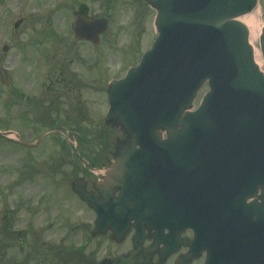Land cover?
<instances>
[{
	"label": "water",
	"instance_id": "obj_1",
	"mask_svg": "<svg viewBox=\"0 0 264 264\" xmlns=\"http://www.w3.org/2000/svg\"><path fill=\"white\" fill-rule=\"evenodd\" d=\"M145 1L156 10L158 36L139 65L109 85L105 122L124 137L94 185L102 199L83 179L72 182L96 214L91 235L111 231L120 242L135 229L134 250L111 264H152L141 254L144 230L163 243V256L189 247L175 264L202 250L205 264H264V70L236 19L257 0ZM107 26L78 17L75 41L97 44ZM260 50L264 66V27ZM186 229L194 233L188 242L179 238Z\"/></svg>",
	"mask_w": 264,
	"mask_h": 264
},
{
	"label": "rangeland",
	"instance_id": "obj_2",
	"mask_svg": "<svg viewBox=\"0 0 264 264\" xmlns=\"http://www.w3.org/2000/svg\"><path fill=\"white\" fill-rule=\"evenodd\" d=\"M257 7L263 25L264 0H258ZM77 13L108 19L109 28L97 45L87 40L72 42ZM154 16V8L144 0H0V122L8 119L6 100L14 98V86L29 91L43 82L50 88L36 93L42 94L44 113L55 111L61 94L60 115L66 111L77 115L78 121L74 133L20 128L18 139L35 143L26 148L0 139V264H22L35 250V241L43 244L39 247L43 254L59 248L60 254L83 253L94 264L112 258L124 246L108 235L90 237L95 216L71 191V180L81 176L79 171L75 176L72 164H81L77 155L87 160V155L112 150L114 139L121 137L115 127L103 123L106 89L111 79L123 77L151 47L157 36ZM19 17L22 22L14 29ZM251 44L262 67L258 39ZM3 45L8 46L7 52ZM23 105L22 101L14 104L13 110L21 112ZM194 261L203 264V257Z\"/></svg>",
	"mask_w": 264,
	"mask_h": 264
},
{
	"label": "flooded vegetation",
	"instance_id": "obj_3",
	"mask_svg": "<svg viewBox=\"0 0 264 264\" xmlns=\"http://www.w3.org/2000/svg\"><path fill=\"white\" fill-rule=\"evenodd\" d=\"M22 19L21 17H19ZM21 22V20H20ZM19 22V23H20ZM8 47L5 48V51L7 50ZM4 50V49H3ZM37 52V51H36ZM41 70V67H39ZM34 70L38 71V67H34ZM34 73H32V76H34ZM46 83H40L39 86L36 85L35 87H32V89L25 90L20 89V87L14 86L12 88V94L14 96L13 99H7V116L8 119H5V121L0 122V130L1 131H8L11 130L16 133H20L19 129L21 128V131L25 130H36L38 127H45L48 128V132L51 133L54 130H58L60 132L65 131L67 133H74L77 130V115L75 114H70L66 111H63V115L61 116V108L60 107V97L61 94H59V104L56 105L55 109V115H50L51 110H48L47 114L44 113L43 111V105L41 104V99L39 94L36 93V91L40 88L42 92L47 88L49 89V85H45ZM32 85V84H31ZM30 87V85H29ZM68 98H72V94L69 93L67 94ZM56 101V99H54ZM21 101L25 104L23 105V110L21 112L17 111L15 112L13 110V105L15 104H21ZM13 103V104H12ZM75 107H73V112L75 111ZM66 110V109H64ZM31 111V112H30ZM51 112V113H54ZM19 114V116H18ZM32 116V117H31ZM35 119V120H34ZM15 122L19 124L17 127H12L10 126L12 123ZM6 124V125H5ZM53 127H56L52 129ZM76 150V148H75ZM113 150V149H112ZM109 150L107 148L106 153H92L90 155H87V157L84 160L83 157H79V160L81 161V164L73 163V172L74 174L77 175L76 171H79L81 176L86 179V185L88 184V178L91 179L90 184H91V189H93V185L95 181L101 180L102 179V170L107 168L112 161V153L113 151ZM78 162V161H77ZM88 188V187H87ZM132 231H129L124 239L116 243L113 240H111L110 233L107 232L104 235H96V236H105L108 235L109 239L114 242L115 244H120L124 245L122 249L115 255H123L127 254L131 249L133 248V243H132ZM90 234V231H89ZM152 232L145 231L144 232V240L141 244L142 247V254L147 255L149 254L151 256V262L156 263L158 261H162V264H174L175 260L180 256L184 255L189 251L188 247L181 246L177 252L173 254H169L168 256H165L161 258L159 256V252H161L163 245H153V240L151 237ZM192 235L190 231H185L181 234V237L184 238H189ZM94 236V237H96ZM91 237V236H90ZM92 236V238H94ZM35 250L26 256V258L23 259L22 264H26L27 261L29 260H34L38 264H94L92 263L93 260L88 259L85 254L83 253H67V254H60V249L57 248L55 249H49L50 253L43 254L42 250L39 248L43 246V244H40L39 242L35 241L34 242ZM83 247V246H82ZM81 247V252L83 251ZM113 256V257H115ZM112 257V258H113ZM111 257H104L99 262L95 264H109L110 260L112 259ZM202 258V257H201ZM200 258V259H201ZM199 260V259H198ZM195 261H193L191 264H193Z\"/></svg>",
	"mask_w": 264,
	"mask_h": 264
},
{
	"label": "bare ground",
	"instance_id": "obj_4",
	"mask_svg": "<svg viewBox=\"0 0 264 264\" xmlns=\"http://www.w3.org/2000/svg\"><path fill=\"white\" fill-rule=\"evenodd\" d=\"M260 14H261V8L257 7L253 11L236 18L246 26L249 33V42L253 44L254 42L257 41L262 26V21H260ZM254 53H255L256 62L260 63V57L255 47H254Z\"/></svg>",
	"mask_w": 264,
	"mask_h": 264
}]
</instances>
